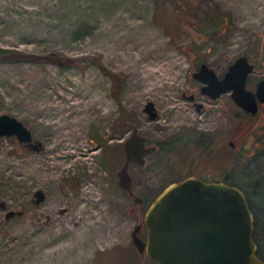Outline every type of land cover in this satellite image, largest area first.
<instances>
[{"label":"rangeland","instance_id":"obj_1","mask_svg":"<svg viewBox=\"0 0 264 264\" xmlns=\"http://www.w3.org/2000/svg\"><path fill=\"white\" fill-rule=\"evenodd\" d=\"M4 50L0 115L22 120L43 147L0 137V264H156L139 256L133 230L169 184L189 177L232 175L264 237V160L248 148L251 131L264 134V112L251 129L230 94L212 99L193 77L202 63L222 77L242 54L257 61L251 80L264 77V0H0ZM131 123L169 151L130 169L143 206L118 184ZM213 134L215 149L196 144Z\"/></svg>","mask_w":264,"mask_h":264},{"label":"water","instance_id":"obj_2","mask_svg":"<svg viewBox=\"0 0 264 264\" xmlns=\"http://www.w3.org/2000/svg\"><path fill=\"white\" fill-rule=\"evenodd\" d=\"M254 70L245 55L238 57L220 77L216 70L202 63L193 74L203 83L201 93L218 99L231 93L237 105L247 112L258 110V99L264 103V79L256 92L246 88L247 77ZM194 99V96H190ZM150 120L157 119L153 101L144 106ZM200 110V108H198ZM16 136L20 142L30 143L34 150L42 144L34 142L31 129L19 118L0 115V137ZM146 137L135 131L125 141L127 160L118 172L119 187L133 195L131 164H146V157L157 148L146 146ZM34 202L40 204L46 192L37 190ZM136 200L141 198L135 196ZM145 215L147 243L139 236L140 226L133 232V242L140 253H146L160 264H264L257 259L254 242V216L247 196L237 187L203 179H189L170 184L148 207Z\"/></svg>","mask_w":264,"mask_h":264},{"label":"flooded vegetation","instance_id":"obj_3","mask_svg":"<svg viewBox=\"0 0 264 264\" xmlns=\"http://www.w3.org/2000/svg\"><path fill=\"white\" fill-rule=\"evenodd\" d=\"M242 55H245L248 59H249V62H250V64H253L254 65V70L252 71V73L247 77V85H246V88L248 89V90H250V91H254V92H256V89H257V87H258V84L264 79V77H262V78H259V79H257V81L256 80H251V78H252V74L256 71V70H258L257 68H258V64H257V61L253 58V56L251 55H246V54H242ZM241 56V55H240ZM239 56V57H240ZM237 60V59H236ZM235 60V61H236ZM233 63V62H232ZM231 64V63H230ZM229 64V65H230ZM229 67V66H228ZM227 67V68H228ZM227 72V71H226ZM225 72V73H226ZM224 76V75H223ZM222 76V77H223ZM221 77V76H220ZM251 82H252V84H254V88L252 89V88H250V85H251ZM201 87H202V85H201ZM201 87H200V92H201ZM227 94H230V100H231V102L233 103L234 102V100H233V98H232V96H231V93H227ZM114 95V94H113ZM115 96V95H114ZM204 96V95H203ZM195 98H198L195 94H194V100H195ZM149 102V101H148ZM257 102H258V110H257V112H255L254 114L253 113H251V112H247V111H245L243 108H241L239 105H238V107H240V109L242 110V111H244L245 113L243 114L246 118H247V120L250 122H248V125L250 126V128L252 129L253 128V124H254V119H256L257 118V116H260L261 114H262V112H264V103L263 102H261L259 99H258V97H257ZM233 104H235V102L233 103ZM237 104V103H236ZM197 105H198V108H200V110L201 109H203L204 107H205V105H203L202 103H197ZM150 119V118H149ZM130 127H131V129L133 130L132 132H131V134L135 131V129H137L138 130V128L134 125V124H132L131 123V125H130ZM261 128V127H260ZM139 131V130H138ZM139 133H140V131H139ZM140 135H142L141 133H140ZM131 136V135H130ZM130 136H128V137H130ZM142 136H145V135H142ZM127 137V138H128ZM146 137V146H156L157 148L153 151V153H151L150 155H148L147 157H146V162H147V160H148V158H150V157H152L153 155H155V154H157L158 152H159V150H160V146H159V144H153V143H151L149 140H148V137L147 136H145ZM127 138H125L124 137V133L122 132L121 133V138H120V142H121V148H120V153H122L123 154V156H124V162H123V165H124V163L126 162V160H127V155H126V153H125V141H126V139ZM206 138H208L207 140H206V142H205V144H207V147H208V149L205 147L204 149L205 150H209V149H213V148H211V147H214V149L217 147V141H216V138H215V134H213V135H210V137L208 136V137H206ZM36 141H38L37 139H35V136H34V142H36ZM40 142V141H39ZM41 143V142H40ZM21 144L23 145V146H26L29 150H33L34 149V146L32 145V144H30V143H24V142H21ZM42 144V143H41ZM230 144V146H232V148L235 146V143H234V141L233 142H230L229 143ZM42 147H43V145H42ZM42 147H41V149H42ZM250 150H252L251 151V153L249 154V156L253 159V161H256L257 160V158H253V157H255L257 154L258 155H261V157H260V159L261 160H264V134H261L260 135V137L258 136V133H253L252 131H251V133H250V138H249V147H248ZM258 148L259 149H261V150H263L262 152H258ZM234 157H238V154H236V155H233V157L231 158V160H233V158ZM147 164V163H146ZM145 164V165H146ZM122 165V166H123ZM136 166V167H138V168H144V166H141V165H139V164H135V163H133V164H131V166H130V168H129V171H130V169H131V167L132 166ZM130 175H131V173H130ZM117 176H118V173H117ZM133 177V176H132ZM224 178V177H223ZM189 179V178H188ZM186 180V179H185ZM182 181V180H181ZM205 181V180H204ZM207 182V181H206ZM212 182H217V183H223V181L221 180V181H217V180H215V181H212ZM212 182H209V183H212ZM118 183H119V180H118ZM226 183V182H225ZM132 185H133V183H132ZM233 186V185H232ZM236 186V185H235ZM241 191L242 190H244L242 187H239V186H237ZM126 191V190H125ZM243 192V191H242ZM127 193L130 195V196H132V197H135V196H138V195H136L135 194V192H134V189H133V195H131L130 193H129V191H127ZM245 194V193H244ZM247 196V195H246ZM139 197V196H138ZM141 198V201L140 200H136V197H135V201H136V203H138L139 205H142L143 206V204L145 203V200H144V198H142V197H140ZM151 205V204H150ZM149 205V206H150ZM148 206V207H149ZM148 207H147V209H148ZM250 207H251V210H252V215L254 216V222H253V226H254V231H253V237H254V235H255V230H256V226H257V224H256V226H255V220L257 221V218H256V214H255V210H254V207H252L251 205H250ZM147 209L145 210V212L147 211ZM145 215H146V213H144V217H143V219H142V221L139 223V224H137L136 226H140V229H139V236H140V234L141 235H143V237H146V238H148V231H147V225H146V223H145ZM257 223V222H256ZM135 226V227H136ZM134 231V230H133ZM133 235V234H132ZM132 238H133V236H132ZM141 238V237H140ZM142 239V238H141ZM143 240V239H142ZM144 242H146L147 243V240H143ZM132 242H133V239H132ZM254 242H255V244H256V251H255V254H256V256H257V259H259V260H261V261H264V246L262 245V243H264V241L263 240H260V238H259V240H257L255 237H254ZM262 242V243H261ZM134 243V242H133ZM134 246H135V249L137 250V253L139 254V256L141 257V258H150V259H152L149 255H148V253H146V250L143 252V253H140L139 252V250H138V247H137V245L134 243ZM153 260V259H152ZM155 261V260H154ZM155 263L156 264H160V263H157L156 261H155Z\"/></svg>","mask_w":264,"mask_h":264},{"label":"trees","instance_id":"obj_4","mask_svg":"<svg viewBox=\"0 0 264 264\" xmlns=\"http://www.w3.org/2000/svg\"><path fill=\"white\" fill-rule=\"evenodd\" d=\"M87 27V29L85 28V27H82L81 29H79L77 32V36H76V38H79V37H82L85 33L84 32H88L89 30H90V27L89 26H86ZM11 56H12V54H9V53H6V51L4 50V51H1L0 52V59H7V58H11ZM16 60H18V59H16ZM15 60V61H16ZM110 75H112V77H113V80H114V83H113V86H114V95H115V97H117V92H118V90L119 89H121L122 88V83H121V80L119 79V78H117V75H114L113 73H111ZM234 103V102H233ZM235 106H236V108L240 111V113L243 115L245 112L244 111H242L241 109H240V107H238V105L235 103ZM208 138H206V136L204 137V135L201 137V139L198 141V142H196V144L198 145L199 143H201L200 144V147H206L207 149H208V147H207V144H205V141L207 140ZM161 148L162 149H160L159 150V152H162V154H166L167 152H169L168 151V148H165V145H161ZM158 152V153H159ZM240 162V159H239V157H234L233 158V160H231V164H232V166H234V165H237V163H239ZM233 178V176L232 175H229V174H226L225 175V177L223 178V182H226L227 184H230V185H233V186H239V187H241L240 186V184L236 181V179L235 180H233L232 179ZM170 185V184H169ZM168 185V186H169ZM167 186V187H168ZM166 187V188H167ZM165 188V189H166ZM243 191V193H245V195H247V200H248V203L253 207V204H252V199H251V195L249 194V193H247V191H245V190H242ZM263 199H264V197H263ZM264 201V200H263ZM264 206V205H263ZM146 207H148V205L146 206ZM149 209V208H148ZM147 209V210H148ZM256 220H255V226H256ZM261 234H263L262 232H261ZM261 234L259 235V232H258V229H257V226H256V230H255V235H254V237L257 239V240H259V238H260V240H263V238L264 237H262L261 236ZM262 243V242H261ZM262 245L264 246V243H262Z\"/></svg>","mask_w":264,"mask_h":264},{"label":"bare ground","instance_id":"obj_5","mask_svg":"<svg viewBox=\"0 0 264 264\" xmlns=\"http://www.w3.org/2000/svg\"><path fill=\"white\" fill-rule=\"evenodd\" d=\"M90 191H91V190H90ZM96 240H98V238H96ZM61 249H63V248H61ZM63 255H64V254H63ZM58 256H59V257H61V255H60V254H59Z\"/></svg>","mask_w":264,"mask_h":264}]
</instances>
